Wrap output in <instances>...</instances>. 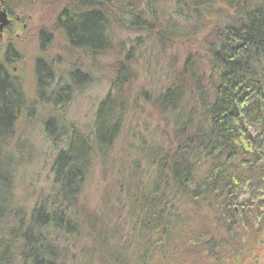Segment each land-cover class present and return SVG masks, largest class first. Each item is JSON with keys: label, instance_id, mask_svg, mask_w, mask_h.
Here are the masks:
<instances>
[{"label": "trees", "instance_id": "trees-1", "mask_svg": "<svg viewBox=\"0 0 264 264\" xmlns=\"http://www.w3.org/2000/svg\"><path fill=\"white\" fill-rule=\"evenodd\" d=\"M35 1L8 6L4 0V6L15 19L12 7L24 10ZM50 5L52 31L66 47L89 59L108 51L115 57L108 91L85 130L61 125L62 116L44 120L40 130L54 150L50 187L33 192L27 204L16 195V179L34 149L13 136L18 118L31 115L33 106L8 69L18 54L6 45L0 58V264H264V0ZM119 27L134 36L122 39ZM37 34L44 52L53 34L45 27ZM165 41L188 51L179 67L175 59L167 68L153 97L143 94L158 123L153 129L128 125L116 155L130 110L125 86L135 77L132 65L150 62ZM33 71L37 102L54 108L93 80L78 68L56 71L41 57ZM96 164L110 168L104 176L110 184L90 211L82 191Z\"/></svg>", "mask_w": 264, "mask_h": 264}, {"label": "rangeland", "instance_id": "rangeland-1", "mask_svg": "<svg viewBox=\"0 0 264 264\" xmlns=\"http://www.w3.org/2000/svg\"><path fill=\"white\" fill-rule=\"evenodd\" d=\"M13 1L15 2V0H7L8 6H13ZM56 2L57 0H45L43 3L38 0L33 4L29 3L24 10H15L12 7L13 12L16 13V20L10 16V26L0 33V58L3 57L8 43L16 50L18 59L9 64L8 69L21 80L25 94L33 106L31 115L22 114L18 118L13 136L14 141H25L34 149L31 162L27 163L28 166L19 169L16 179V195L27 204L31 201L33 192H39L41 189L47 191L50 187L48 165L50 153L54 150H50L51 144L41 131L44 120L55 115L62 116L58 121L61 125L65 126L66 122H73L80 130H85L92 120L94 107L98 100L108 91V76L111 75L109 66L115 57L112 51H108L97 59H89L82 52L66 47L58 34L52 31L55 8L50 4L54 5ZM43 27L53 34V41L44 52H41L37 32ZM118 30L122 32V39L134 36L130 30L122 28ZM139 36L145 39L144 34H139ZM117 41L127 40L116 39L115 43ZM187 51L183 44L170 46L168 41L158 42V47L153 49L150 62H145L141 58L132 65L131 69L135 77L125 86L130 110L125 119L126 126L124 125L123 133L115 148L116 155L122 151V144L129 132L128 125L142 129L144 124H148L153 129L156 122L158 123L151 103L144 99L143 94L147 92L149 99L153 97L159 86L164 83V72L172 67L175 59H177L175 63L182 61ZM36 57L53 63V68L62 73L70 68H78L79 72L81 70L89 72L93 78L92 83L89 86L75 89L72 100L61 108H54L47 103H38L33 71ZM179 64L176 67H179ZM160 70L163 73H160ZM108 170L110 171V168ZM108 170H103L99 164H96L84 184L82 204L90 211L98 206V195L110 184L104 181V176L109 175Z\"/></svg>", "mask_w": 264, "mask_h": 264}, {"label": "water", "instance_id": "water-1", "mask_svg": "<svg viewBox=\"0 0 264 264\" xmlns=\"http://www.w3.org/2000/svg\"><path fill=\"white\" fill-rule=\"evenodd\" d=\"M8 19H7V14L5 11L1 10L0 11V33L2 32L4 26L7 24Z\"/></svg>", "mask_w": 264, "mask_h": 264}, {"label": "flooded vegetation", "instance_id": "flooded-vegetation-1", "mask_svg": "<svg viewBox=\"0 0 264 264\" xmlns=\"http://www.w3.org/2000/svg\"><path fill=\"white\" fill-rule=\"evenodd\" d=\"M1 10H3V11H5L6 12V14H7V18L9 19V14H8V12H7V10H6V8H5V6H4V0H0V11ZM10 20V19H9ZM11 23H9V21L7 22V25L9 26ZM7 25H5L4 26V28H6V27H8ZM4 28H3V30H4ZM2 30V31H3Z\"/></svg>", "mask_w": 264, "mask_h": 264}]
</instances>
